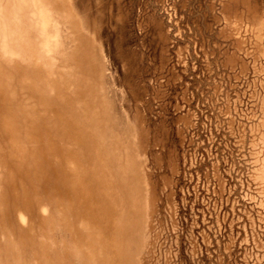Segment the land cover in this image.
Masks as SVG:
<instances>
[{"label":"rangeland","instance_id":"374dc122","mask_svg":"<svg viewBox=\"0 0 264 264\" xmlns=\"http://www.w3.org/2000/svg\"><path fill=\"white\" fill-rule=\"evenodd\" d=\"M0 264H264V0H0Z\"/></svg>","mask_w":264,"mask_h":264}]
</instances>
